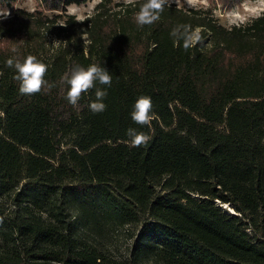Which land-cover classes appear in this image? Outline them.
I'll return each mask as SVG.
<instances>
[{"label":"trees","instance_id":"16d2710c","mask_svg":"<svg viewBox=\"0 0 264 264\" xmlns=\"http://www.w3.org/2000/svg\"><path fill=\"white\" fill-rule=\"evenodd\" d=\"M85 1L39 0L0 21V264H264V11L224 26L170 3L140 28L146 0L65 12ZM178 24L203 43L174 46ZM28 55L49 66V92L19 93L6 60ZM92 63L113 77L99 114L95 88L73 107L58 83ZM141 95L151 128L131 120ZM130 127L146 146L128 145ZM118 228L126 253L107 241Z\"/></svg>","mask_w":264,"mask_h":264},{"label":"clouds","instance_id":"9594fccd","mask_svg":"<svg viewBox=\"0 0 264 264\" xmlns=\"http://www.w3.org/2000/svg\"><path fill=\"white\" fill-rule=\"evenodd\" d=\"M188 3L191 4L192 0H188ZM165 6H170V0H146L140 5L139 11L134 14L136 25L143 28L145 25H152L159 21ZM10 15L6 7H0V21L8 19ZM169 35L173 39L174 46H179L182 42V47L186 52L202 44L204 39L201 29L193 28L190 24L174 26ZM58 43L59 41H53V45H58ZM12 51L15 53L18 50L13 48ZM6 66L15 70L13 79L18 82L21 95L31 96L42 91L47 93L57 86V83H50L45 79L49 66L36 56L28 55L22 60L19 57H12L6 60ZM112 79V74L100 64L92 63L87 67L74 64L61 76L58 83L67 87L66 99L73 107L78 106L83 94L95 88V100H92L87 107L93 114H99L107 109L103 101L107 98V88L111 87ZM153 108L150 96H139L132 106L131 120L136 125L151 128V122L157 119ZM126 135L129 138L127 143L130 147L146 146L151 140L147 133L132 127L126 130Z\"/></svg>","mask_w":264,"mask_h":264},{"label":"rangeland","instance_id":"374dc122","mask_svg":"<svg viewBox=\"0 0 264 264\" xmlns=\"http://www.w3.org/2000/svg\"><path fill=\"white\" fill-rule=\"evenodd\" d=\"M99 0H86L81 4H71L67 6L66 13L74 15L76 19H82L94 10V6ZM111 4L116 1H131V0H111ZM170 3L175 4L177 7L182 8H202L210 9L218 22L224 26L233 24L245 23L253 17L259 15L264 11V0H192L189 4L188 0H170ZM0 7H6L11 15L15 9L21 8L27 11L34 9H41L42 6L39 0H14L10 6L0 3ZM44 14L52 16L53 14L60 13L56 10L43 11ZM63 20V17L59 19ZM107 242L110 248L113 249L115 254L126 253V248L129 243V238L126 231L118 228L115 231H110L108 234Z\"/></svg>","mask_w":264,"mask_h":264},{"label":"water","instance_id":"95a60500","mask_svg":"<svg viewBox=\"0 0 264 264\" xmlns=\"http://www.w3.org/2000/svg\"><path fill=\"white\" fill-rule=\"evenodd\" d=\"M223 207H227V209H228V211H229V212H231V213H234V214H235V212H234L232 209H230V208H229V206H227V205H224Z\"/></svg>","mask_w":264,"mask_h":264},{"label":"bare ground","instance_id":"6f19581e","mask_svg":"<svg viewBox=\"0 0 264 264\" xmlns=\"http://www.w3.org/2000/svg\"><path fill=\"white\" fill-rule=\"evenodd\" d=\"M231 209V208H230Z\"/></svg>","mask_w":264,"mask_h":264}]
</instances>
